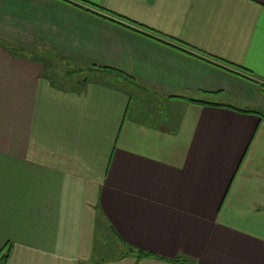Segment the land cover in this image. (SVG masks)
Segmentation results:
<instances>
[{
    "label": "crops",
    "instance_id": "0c3cea01",
    "mask_svg": "<svg viewBox=\"0 0 264 264\" xmlns=\"http://www.w3.org/2000/svg\"><path fill=\"white\" fill-rule=\"evenodd\" d=\"M7 252L264 264V0H0Z\"/></svg>",
    "mask_w": 264,
    "mask_h": 264
},
{
    "label": "rangeland",
    "instance_id": "374dc122",
    "mask_svg": "<svg viewBox=\"0 0 264 264\" xmlns=\"http://www.w3.org/2000/svg\"><path fill=\"white\" fill-rule=\"evenodd\" d=\"M68 63L71 64V61H69ZM85 69L87 68L82 67V66H77V67L74 66L73 68H67L63 64H60V66L58 67L59 72H64L65 75L67 71L74 73V75H69V76L66 75V77H64L61 82L69 87L72 85L74 86L77 81L83 82L85 78L90 77L88 74V71ZM67 77L69 78V80H67ZM112 253H114V250L112 251ZM1 263L4 264L2 260H0V264Z\"/></svg>",
    "mask_w": 264,
    "mask_h": 264
},
{
    "label": "trees",
    "instance_id": "16d2710c",
    "mask_svg": "<svg viewBox=\"0 0 264 264\" xmlns=\"http://www.w3.org/2000/svg\"><path fill=\"white\" fill-rule=\"evenodd\" d=\"M83 3H85V2H83ZM105 12H106L107 14H110V15H112V16L118 18V19L123 20V21L126 20V19H124V18L121 17V16L115 15V14L110 13V12H107V11H105ZM127 21H128V20H127ZM128 22H129V21H128ZM130 23L133 24L134 26H138V27H140V28H143L144 30H146V31H148V32H150V33H152V34H154V35H160L159 33L155 32V31H153V30H150V29L144 28L143 26L138 25V24H135L134 22H130ZM160 36H161V35H160ZM176 42H177V41H176ZM182 46H186V47H188L187 45H182ZM181 51L185 52V50H183V49H181ZM189 101L197 102V103H202V101H196V100H190V99H189ZM204 103H207V102H204ZM242 111H243V110H242ZM244 112H245V111H244ZM3 252H4V251H3ZM138 254H139V257H142V256H149V255H150V254H147V253H144V252H138ZM7 257H8V252H7L6 254L2 255V256L0 257V260H2L3 263H5ZM169 262L172 263V264H182L181 262H179L178 259H171V260H169ZM1 264H2V263H1Z\"/></svg>",
    "mask_w": 264,
    "mask_h": 264
}]
</instances>
